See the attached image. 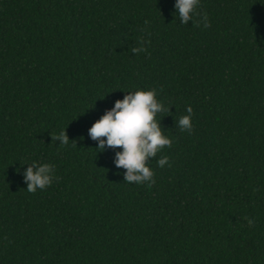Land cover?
Segmentation results:
<instances>
[{"label":"trees","instance_id":"1","mask_svg":"<svg viewBox=\"0 0 264 264\" xmlns=\"http://www.w3.org/2000/svg\"><path fill=\"white\" fill-rule=\"evenodd\" d=\"M173 4L0 0V264H264V0H200L207 28ZM136 87L172 144L129 184L88 128ZM33 160L56 178L28 192Z\"/></svg>","mask_w":264,"mask_h":264},{"label":"clouds","instance_id":"2","mask_svg":"<svg viewBox=\"0 0 264 264\" xmlns=\"http://www.w3.org/2000/svg\"><path fill=\"white\" fill-rule=\"evenodd\" d=\"M200 0H174L173 8L180 24H193L209 27L207 13H198ZM199 15L200 19L194 17ZM142 47L133 48L132 52L143 51ZM170 106H168V111ZM165 111V105L157 98L154 88L136 87L126 91L122 99H116L111 108L95 120L88 128L90 139L97 141L96 148L119 149L114 152L113 162L115 167L123 169V181L129 184H141L153 182L154 170L149 166V161L163 148L171 147L172 139L164 134L163 127L156 116ZM192 107L187 105L184 115L175 119V125L181 131L191 132ZM52 140L59 144H67L69 138L65 129L59 134L51 136ZM158 167H164L168 163L166 155L160 156ZM22 172L28 192L43 190L56 178L55 166L50 163H39L33 160ZM249 225L252 221L248 220Z\"/></svg>","mask_w":264,"mask_h":264}]
</instances>
